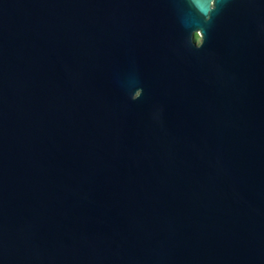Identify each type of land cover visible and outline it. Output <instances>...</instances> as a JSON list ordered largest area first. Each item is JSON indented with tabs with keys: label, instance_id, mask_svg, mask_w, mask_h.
I'll return each mask as SVG.
<instances>
[{
	"label": "water",
	"instance_id": "1",
	"mask_svg": "<svg viewBox=\"0 0 264 264\" xmlns=\"http://www.w3.org/2000/svg\"><path fill=\"white\" fill-rule=\"evenodd\" d=\"M0 264H264V0H0Z\"/></svg>",
	"mask_w": 264,
	"mask_h": 264
},
{
	"label": "rangeland",
	"instance_id": "2",
	"mask_svg": "<svg viewBox=\"0 0 264 264\" xmlns=\"http://www.w3.org/2000/svg\"><path fill=\"white\" fill-rule=\"evenodd\" d=\"M198 39H199V36H198Z\"/></svg>",
	"mask_w": 264,
	"mask_h": 264
}]
</instances>
